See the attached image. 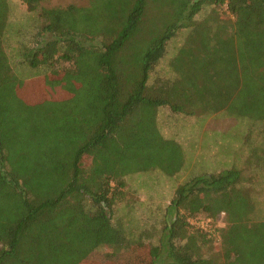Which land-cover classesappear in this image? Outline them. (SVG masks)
I'll list each match as a JSON object with an SVG mask.
<instances>
[{
  "label": "trees",
  "instance_id": "trees-1",
  "mask_svg": "<svg viewBox=\"0 0 264 264\" xmlns=\"http://www.w3.org/2000/svg\"><path fill=\"white\" fill-rule=\"evenodd\" d=\"M21 1L38 18L20 63L65 96L30 99L4 45L10 2L0 0V264H110L108 253L129 250L142 260L151 251L149 264H264L255 177L237 167L180 182L157 245L114 223L128 176L187 166L160 129L161 107L264 123V0ZM181 32L174 77L151 83ZM248 158L264 168V145ZM212 235L221 256L204 253Z\"/></svg>",
  "mask_w": 264,
  "mask_h": 264
},
{
  "label": "rangeland",
  "instance_id": "rangeland-1",
  "mask_svg": "<svg viewBox=\"0 0 264 264\" xmlns=\"http://www.w3.org/2000/svg\"><path fill=\"white\" fill-rule=\"evenodd\" d=\"M90 1L44 0L41 6L47 8L69 5L88 6ZM9 2L10 19L4 45L14 73L29 82V90L33 91L30 98L32 101L42 100L45 95L47 98L64 97L65 92L62 88L51 89L47 84V78L44 79L40 74V69H32L20 63L22 48L25 45L31 46L32 44L33 46L32 40L37 31L35 22L38 13L28 12L27 6L21 0H9ZM225 8L227 9L226 6ZM184 38L185 34L181 32L169 43L167 55L152 73L151 83H154L157 78L174 77L170 61L178 52ZM158 121L165 137L174 138L183 145L187 166L176 177H168L161 171L128 176L126 178L127 186L124 189L126 197L114 212V223L118 224L123 221L127 233L131 237L142 235L145 238L143 240L157 245L165 224L166 208L172 203L171 200L177 185L196 175L217 174L232 167L244 170L246 177L252 175L253 181L255 177L253 184L257 204L255 219L260 220L264 217V168L260 166L261 163L258 165L248 164L251 148L264 145V123H253L226 115L188 117L174 114L167 106L159 109ZM217 223L223 226L224 218L220 217ZM203 225L206 231H213L205 221ZM212 237L211 243L204 248V253L208 257L221 256L220 238L217 235H212ZM99 251L102 254H107L108 250L100 248ZM140 252L129 250L108 253L112 258L109 260L110 264H124L119 263L120 260L126 262L129 259H135V263L129 264H149V252L151 251L145 252L144 260L138 255L141 254Z\"/></svg>",
  "mask_w": 264,
  "mask_h": 264
},
{
  "label": "built area",
  "instance_id": "built-area-1",
  "mask_svg": "<svg viewBox=\"0 0 264 264\" xmlns=\"http://www.w3.org/2000/svg\"><path fill=\"white\" fill-rule=\"evenodd\" d=\"M223 215H224V213H223L221 216H223ZM191 223L199 224L197 221H193V220H191ZM202 228H203V229H206L204 225H202Z\"/></svg>",
  "mask_w": 264,
  "mask_h": 264
}]
</instances>
